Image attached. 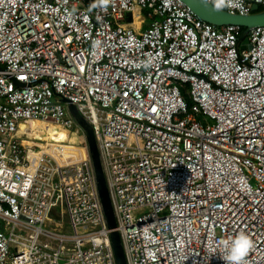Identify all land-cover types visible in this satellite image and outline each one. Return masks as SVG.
Segmentation results:
<instances>
[{"label":"built area","instance_id":"2783aa9c","mask_svg":"<svg viewBox=\"0 0 264 264\" xmlns=\"http://www.w3.org/2000/svg\"><path fill=\"white\" fill-rule=\"evenodd\" d=\"M93 2L0 0V264H116L112 232L126 264H224L219 241L241 231L245 264H264V27L243 44L180 0ZM33 123L82 156L58 162Z\"/></svg>","mask_w":264,"mask_h":264},{"label":"water","instance_id":"95a60500","mask_svg":"<svg viewBox=\"0 0 264 264\" xmlns=\"http://www.w3.org/2000/svg\"><path fill=\"white\" fill-rule=\"evenodd\" d=\"M186 7H188L199 19L214 26L236 25L243 28L238 43H247V34L250 29L256 27H264V10L259 11L258 6H252V14L238 15L232 14L225 10L217 12L212 9L210 5L205 6L202 0H180ZM68 109L72 118L75 120L84 131L87 141L88 152L91 159L94 178L98 190V195L105 217V222L108 229H115L116 223L112 211L110 199L108 196L107 186L102 170L98 147L89 123L83 119L76 111L75 107L68 105ZM110 240L113 247L116 264H126L122 245L117 232L110 234Z\"/></svg>","mask_w":264,"mask_h":264},{"label":"clouds","instance_id":"9594fccd","mask_svg":"<svg viewBox=\"0 0 264 264\" xmlns=\"http://www.w3.org/2000/svg\"><path fill=\"white\" fill-rule=\"evenodd\" d=\"M112 0H94L91 8H101L106 10ZM205 6L210 5L214 11L220 12L225 8L232 7L234 0H202ZM219 246L224 250L221 259L224 264H245L246 257L253 248V241L249 235L241 231L229 239H221Z\"/></svg>","mask_w":264,"mask_h":264},{"label":"bare ground","instance_id":"6f19581e","mask_svg":"<svg viewBox=\"0 0 264 264\" xmlns=\"http://www.w3.org/2000/svg\"><path fill=\"white\" fill-rule=\"evenodd\" d=\"M30 124L25 125L26 127H30ZM32 126L35 128L36 131H34V135H36V139L43 141V142H49L50 138H54L55 141H52L54 143L47 144L51 147V150H48L57 160L58 162H67L69 154H72V158H78L82 156L81 148L76 145V140L73 138H69L67 136V133L63 131L62 129H58L57 132H53V128L50 125L44 124V123H33ZM56 138H59V140H56ZM64 140V141H61ZM71 141V145H64L63 144V153H60L61 150L56 149L58 145H61V142H68ZM35 146L37 147L39 144L37 142H34ZM69 144V143H68ZM46 149V146H38V148Z\"/></svg>","mask_w":264,"mask_h":264},{"label":"trees","instance_id":"16d2710c","mask_svg":"<svg viewBox=\"0 0 264 264\" xmlns=\"http://www.w3.org/2000/svg\"><path fill=\"white\" fill-rule=\"evenodd\" d=\"M259 11H263V9H259Z\"/></svg>","mask_w":264,"mask_h":264}]
</instances>
